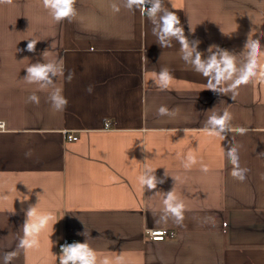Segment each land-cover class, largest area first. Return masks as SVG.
<instances>
[{
	"label": "crops",
	"instance_id": "obj_1",
	"mask_svg": "<svg viewBox=\"0 0 264 264\" xmlns=\"http://www.w3.org/2000/svg\"><path fill=\"white\" fill-rule=\"evenodd\" d=\"M75 7L72 21L56 23L41 0L0 5V194L7 197L0 200V264L17 248L35 204L57 222L38 250H19L11 264H59L58 244L67 241H86L98 257L120 254L125 264H264V83L253 78L234 98L209 90L181 59L180 44L161 47L152 21L124 0H76ZM166 7L199 41L202 57L216 46L239 67L247 40L259 39L264 51V0H166ZM30 40L35 52L26 50ZM56 60L65 77L75 74L71 83L53 78L69 101L64 112L50 107V89L24 80L29 64ZM258 64L264 67V54ZM165 67L174 79L160 91L153 74ZM33 92L39 105L26 102ZM161 105L179 112L158 116ZM225 110L234 127L249 131L208 140L205 121ZM231 143L249 169L243 183L223 155ZM193 150L208 172L183 168L181 158ZM146 168L164 182L142 191L137 177ZM171 190L186 205L184 222L157 224L162 192ZM160 229L168 238H148Z\"/></svg>",
	"mask_w": 264,
	"mask_h": 264
},
{
	"label": "clouds",
	"instance_id": "obj_2",
	"mask_svg": "<svg viewBox=\"0 0 264 264\" xmlns=\"http://www.w3.org/2000/svg\"><path fill=\"white\" fill-rule=\"evenodd\" d=\"M13 0H0V5H11ZM42 7L48 12L51 18L60 23L64 20L72 21L78 11L75 7L76 0H41ZM124 7L130 11L139 10L153 23L152 32L156 36L161 47H171L172 40H176L180 44L182 53L181 59L185 63L190 64L192 70L199 73L207 80V89L217 93L231 92L233 98L239 94V88L247 85L253 78L258 83H264V67L258 64L259 57L264 54L259 39L247 40L244 48V60L237 66V59L231 52L215 46V50L210 52L207 57H202L201 52L197 50L199 41L189 40L185 34L179 16L175 11L166 7V0H124ZM113 12L118 13L120 6L112 5ZM37 40H30L27 43L26 50L35 52ZM211 48V47H210ZM259 69V70H258ZM24 80L29 85H36L37 90L43 91L50 89L47 97L50 107L56 112H64L69 104L68 99L63 95V85L57 86L53 78L59 77L66 79L71 83L74 79V72L69 71L65 77V68L63 60L50 61L47 63H31L26 68ZM154 86L160 91L169 88L171 81L174 79L172 73L165 67L159 73L153 74ZM88 94L94 91V85H88L85 89ZM39 105L40 97L33 92L27 97V101ZM179 109H169L165 105H161L157 109L158 116H167L174 118ZM233 114L230 111L222 113L212 112L204 124L203 134L212 141L219 139L223 141L225 136L232 131L239 135L246 134L249 129L232 124ZM4 128V124L0 122V129ZM223 155L227 158L232 168L230 176L243 183L247 179L249 169L241 167L239 147L231 143L228 150L222 148ZM32 155V150L25 152V157ZM181 164L184 169L191 170L199 164L200 171L208 172V165L198 159L196 152L189 151L181 158ZM139 188L142 191L152 190L157 184L163 183V179H158L152 168H146L145 171L137 177ZM163 209L157 219V224L167 225L171 220L176 225H182L185 219L186 205L184 201L176 195L174 191L163 193ZM7 199L0 194V200ZM26 219L22 225V236L19 238L17 248L11 252L3 254V264H11L19 255V250L25 252L38 250L41 245L40 237L47 232L49 228L53 231V225L57 222L55 213L52 211H39L34 206H29L25 213ZM225 228L227 225H224ZM165 230L152 232L154 239L162 240ZM59 264H125L124 257L117 254L115 257L103 256L98 257L97 252L86 241L83 243L73 242L65 243L60 247V255L58 257Z\"/></svg>",
	"mask_w": 264,
	"mask_h": 264
},
{
	"label": "built area",
	"instance_id": "obj_3",
	"mask_svg": "<svg viewBox=\"0 0 264 264\" xmlns=\"http://www.w3.org/2000/svg\"><path fill=\"white\" fill-rule=\"evenodd\" d=\"M0 122H2V123L4 124L3 121L0 120ZM4 129H5V124H4V128H3V129H0V132H1V131H4ZM66 138H67L68 140H76V137H75V136H72L71 134L67 135ZM154 231H159V230H148L146 233H147V236H148V238H149L150 240H152V241H157L156 239H154V237H153V235H152V232H154ZM165 233H166V231H165ZM174 237H175V234H174V233H171V234L169 235V238H174ZM166 238H168L167 233L164 235L163 239H162V240H159V241H164ZM65 243H73V242H71V241L61 242L60 244H58V250H59V251H60V247H61V245L65 244Z\"/></svg>",
	"mask_w": 264,
	"mask_h": 264
}]
</instances>
